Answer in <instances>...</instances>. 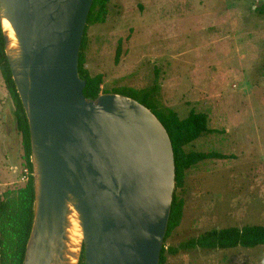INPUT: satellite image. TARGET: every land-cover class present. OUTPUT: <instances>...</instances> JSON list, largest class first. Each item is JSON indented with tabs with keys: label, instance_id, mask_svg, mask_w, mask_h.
<instances>
[{
	"label": "water",
	"instance_id": "obj_1",
	"mask_svg": "<svg viewBox=\"0 0 264 264\" xmlns=\"http://www.w3.org/2000/svg\"><path fill=\"white\" fill-rule=\"evenodd\" d=\"M92 3L0 0L30 131L34 216L22 264H79L82 251L84 264H159L175 190L171 140L132 98H85L78 59Z\"/></svg>",
	"mask_w": 264,
	"mask_h": 264
},
{
	"label": "rangeland",
	"instance_id": "obj_2",
	"mask_svg": "<svg viewBox=\"0 0 264 264\" xmlns=\"http://www.w3.org/2000/svg\"><path fill=\"white\" fill-rule=\"evenodd\" d=\"M261 6L264 0H109L105 22L86 29L84 68L91 76L103 75L102 90L156 86L157 109L167 107L180 119L191 111L208 117L214 133L187 151L233 156L186 171L183 187L176 189L183 217L166 247L212 229L264 225V14L256 11ZM0 115L19 133L1 74ZM14 164L17 182L0 186V196L27 182L23 150ZM1 169L4 177L13 173L7 165ZM166 264H264V245L196 249L167 256Z\"/></svg>",
	"mask_w": 264,
	"mask_h": 264
},
{
	"label": "trees",
	"instance_id": "obj_3",
	"mask_svg": "<svg viewBox=\"0 0 264 264\" xmlns=\"http://www.w3.org/2000/svg\"><path fill=\"white\" fill-rule=\"evenodd\" d=\"M109 0H93L86 20L78 59L80 78L86 82L83 94L86 99H95L101 93H116L132 98L145 107L159 119L171 140L175 165V192L171 205V212L160 254L159 264H166L167 256H176L181 252L200 250H229L235 248L254 249L264 245V225H247L241 228L228 227L212 229L197 237L180 242L176 246L166 247V241L171 233L179 227L184 209V201L176 193V189L183 187L186 171L206 160H225L227 156L217 152L187 151L186 147L198 140L206 133H214L208 128V117L204 113L191 111L185 119H180L176 112L161 107L154 96L156 86L150 90L113 89L102 90L103 75L91 76L84 68L86 50V29L90 25L102 24L108 14ZM259 15L264 14V6L257 8ZM120 55V44L116 52L115 62ZM0 74L6 91L13 105V116L16 128L22 138L23 160L28 171L25 186L18 190L7 191L0 196V264H22L26 244L30 236L34 216V183L31 164V145L29 124L19 95L12 79L11 70L5 53V42L0 23ZM9 253L10 256H7ZM79 264H84L82 251Z\"/></svg>",
	"mask_w": 264,
	"mask_h": 264
},
{
	"label": "crops",
	"instance_id": "obj_4",
	"mask_svg": "<svg viewBox=\"0 0 264 264\" xmlns=\"http://www.w3.org/2000/svg\"><path fill=\"white\" fill-rule=\"evenodd\" d=\"M0 120V128L2 129V132H0V169L2 168L1 170H3L5 165H7L13 171L12 174L7 176L9 177L8 179L0 171V186L4 187L10 183L17 182L16 172L18 166L14 163H16V159L22 153V138L19 133L13 130V127L8 128L7 122L3 123L5 121L3 115H0Z\"/></svg>",
	"mask_w": 264,
	"mask_h": 264
},
{
	"label": "bare ground",
	"instance_id": "obj_5",
	"mask_svg": "<svg viewBox=\"0 0 264 264\" xmlns=\"http://www.w3.org/2000/svg\"><path fill=\"white\" fill-rule=\"evenodd\" d=\"M3 26H4L5 29H7L9 31L10 37L13 38V32H12V30L10 28L9 23L6 20L3 21Z\"/></svg>",
	"mask_w": 264,
	"mask_h": 264
},
{
	"label": "built area",
	"instance_id": "obj_6",
	"mask_svg": "<svg viewBox=\"0 0 264 264\" xmlns=\"http://www.w3.org/2000/svg\"><path fill=\"white\" fill-rule=\"evenodd\" d=\"M25 172H28L27 169L24 170Z\"/></svg>",
	"mask_w": 264,
	"mask_h": 264
}]
</instances>
